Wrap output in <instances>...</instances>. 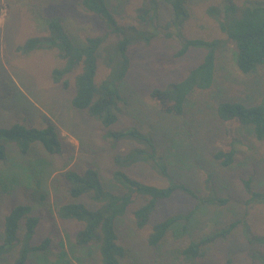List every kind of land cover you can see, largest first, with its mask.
I'll return each mask as SVG.
<instances>
[{
	"label": "rangeland",
	"instance_id": "374dc122",
	"mask_svg": "<svg viewBox=\"0 0 264 264\" xmlns=\"http://www.w3.org/2000/svg\"><path fill=\"white\" fill-rule=\"evenodd\" d=\"M81 0H0V127L20 123L34 127L53 124L63 141L61 154L49 155L34 146L21 156L10 146L8 158L0 163V242L3 218L15 205L31 206L39 218L33 243L49 238L52 248L46 254L33 256L28 264H100L96 248H81L75 244L79 223L62 221L56 215L57 205L67 201L60 174L67 169L98 168L105 185L118 191L111 183L112 158L118 150L130 146L119 143L114 148L105 138L101 123L84 112L72 108L73 76L65 90L51 79L52 70L60 66L57 54L36 51L28 56L16 54L15 47L28 38L46 33L44 21L59 18L80 40L89 36L106 38V44L116 36L94 14L86 11ZM225 0H188L189 16L182 35L188 39L225 40L214 19L207 14L211 5ZM242 6L245 0H231ZM120 25L138 28L147 25L141 12L149 13L146 0H111ZM149 10V11H148ZM142 12V13H143ZM159 23L169 20V10L160 6ZM148 45L137 43L129 50L131 69L124 85L127 105L119 118L117 129L135 127L151 133L166 157L171 176L182 181L199 196H206L208 175H212L214 193L227 198L225 206L201 207L191 220L187 234L180 241L167 237L159 248L146 244L153 225L171 215L186 214L195 201L176 193L161 201L149 224L137 229L132 208L117 221L119 244L125 248L122 264H185L174 258L173 249L182 248L203 234L239 221L228 238L205 250L199 264H264V205L247 203L241 179L250 178L255 191L264 189V141H257L250 129L238 128V153L231 168L224 169L213 160L216 142L225 140L224 126L215 115L218 101H238L257 105L264 100V66L253 75L241 74L233 60V46L228 42L218 51L216 74L212 87L191 97L184 117H172L160 112L150 98L154 88H164L183 78L201 62L203 52L190 50L175 58L180 48L177 29L160 28ZM170 34L167 36L165 34ZM107 69L100 61L97 80L105 78ZM131 175L145 184L165 187L166 181L147 168H135ZM170 251V252H169ZM13 256L0 260L11 264Z\"/></svg>",
	"mask_w": 264,
	"mask_h": 264
},
{
	"label": "trees",
	"instance_id": "16d2710c",
	"mask_svg": "<svg viewBox=\"0 0 264 264\" xmlns=\"http://www.w3.org/2000/svg\"><path fill=\"white\" fill-rule=\"evenodd\" d=\"M146 1L151 3L150 11H142L140 19L147 28L144 25L141 28L120 25L111 0L80 1L86 11L94 14L116 36L113 44L107 45L106 38L99 36L80 40L59 18H50L44 21L45 34L28 38L14 50L22 56L36 51L55 52L61 64L52 70L51 79L67 90L73 76L72 108L98 120L105 129V138L114 148L121 142L130 143L129 147L118 150L112 158L110 180L118 191L105 185L95 166L81 171L67 169L60 174L67 201L57 205L56 215L62 221L79 223L75 244L81 248H96L100 264H122L125 248L118 242L116 224L131 208L136 228L143 229L161 201L172 198L176 193L185 194L195 201V206L188 213L168 216L153 225L146 237V244L156 249L169 236L180 241L188 235L189 223L201 207L225 206L228 203L227 198L214 193L211 174L205 181V189L209 191L206 196H199L185 183L175 180L170 174L166 157L151 133L135 127L114 128L127 105L124 85L131 69L130 48L137 43L148 45L159 33L160 27L167 31H178L180 48L175 52V58L186 55L190 50L203 52L201 62L183 78L150 92L156 108L172 117H184L191 97L212 87L217 54L226 43L233 46V60L241 74L253 75L264 66V0H245L242 6L225 0L208 7L207 14L225 36L224 41L188 39L182 35L181 30L189 16L188 0ZM160 6L169 10V20L162 26L158 14ZM165 35L171 36L168 33ZM100 61L107 74L98 81ZM215 115L223 123L225 140L216 142L212 157L220 167L228 169L234 165L239 151L238 128L250 129L257 141H264V100L257 105L218 101ZM10 146H14L21 156L28 155L34 146H40L49 155H58L62 152L63 141L53 124L34 127L13 123L0 127V163L8 158ZM135 168L149 169L165 180L166 186L156 187L136 179L131 175V170ZM241 184L248 204L264 205V189L255 191L250 178H242ZM38 224L39 218L33 215L31 206H13L3 218L0 260L13 256L11 264H28L33 256L48 253L52 248L49 238L33 243ZM238 224L239 221L231 222L171 252L181 263L199 264L205 257L206 248L226 240ZM255 241L264 244V239ZM260 260L264 262L263 257Z\"/></svg>",
	"mask_w": 264,
	"mask_h": 264
}]
</instances>
